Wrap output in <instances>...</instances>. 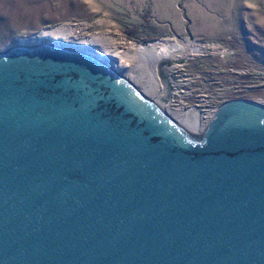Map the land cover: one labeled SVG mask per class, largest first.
<instances>
[{"label": "water", "instance_id": "obj_1", "mask_svg": "<svg viewBox=\"0 0 264 264\" xmlns=\"http://www.w3.org/2000/svg\"><path fill=\"white\" fill-rule=\"evenodd\" d=\"M200 133L99 55L0 51V264H264V105Z\"/></svg>", "mask_w": 264, "mask_h": 264}, {"label": "rangeland", "instance_id": "obj_2", "mask_svg": "<svg viewBox=\"0 0 264 264\" xmlns=\"http://www.w3.org/2000/svg\"><path fill=\"white\" fill-rule=\"evenodd\" d=\"M62 29L70 32L60 44H74L70 47L99 56L128 50L130 45L165 44L167 52L169 47L183 51L185 45L188 52L156 68L145 56H137L142 63L131 76H139L134 83L142 93V86L147 88L152 79L159 102L143 94L162 111L182 113L187 125L191 111L200 114L197 108L210 109L207 114L213 111L211 116L204 113L210 120L216 107L232 100L264 105V0H0V51L17 39ZM52 39L56 44L59 38ZM91 42L92 46L84 45ZM172 76L184 90L181 98L171 92L174 101L164 96L173 90H168ZM186 131L201 135L198 129Z\"/></svg>", "mask_w": 264, "mask_h": 264}, {"label": "bare ground", "instance_id": "obj_3", "mask_svg": "<svg viewBox=\"0 0 264 264\" xmlns=\"http://www.w3.org/2000/svg\"><path fill=\"white\" fill-rule=\"evenodd\" d=\"M68 32H70V31L62 29V30H58V31L55 30V32H53L51 34H49V33H41V34H39L37 36H34V37L30 38V39L27 38V40L26 39H21V40L17 39L16 40L17 42H15L14 45H11V46L7 47L6 50L4 49L3 51L7 52L10 48H12L15 45H19V46H34V45H41V44L44 45V44H49V43L53 44V45H55L57 47H65L66 49H70V50L76 51L74 48L70 47V46H76L74 44H68L69 46L66 45V44H60V41H62V42L65 41V39H63V38H65V36H66L65 34H67ZM52 37L53 38H59L56 41V44H54V41H53ZM95 42L96 41L93 40V43H95ZM96 43H98V42H96ZM84 45L92 46L93 44L91 42L89 44H84ZM172 45L176 46L175 43H172ZM166 47L167 46L165 44H163V45L158 44L157 46L151 44L150 46H144V47H138V48H133L130 45V48L128 50L126 49L125 51H122V52H120V51L119 52L107 51V54H104L102 56L100 55V58H101L102 62H104V64H106L108 67H111L116 72V74H118L120 77H122L126 82L130 83L143 96H145L144 94H146L149 97H153L156 100L155 102L158 103L159 102L158 100L160 99L159 98V93H158L157 89L155 87H153L152 84H151L153 82V80L151 79V81H149L150 84L148 83V87L147 88L142 86V90L144 91L143 92L144 94H143L137 88V86L134 83L135 80L140 81L139 76L137 78H134V77L131 76V74H133V68L138 66V62H139V65H141V63H142L141 62L142 58L140 57V59H139V57H137V56H145L151 62L152 67L156 68V66L159 65L160 63L162 64V62L169 61L172 58H178L180 56V54H182V52H188V50L186 49L185 45L183 46V48H184L183 51H182V49L176 50V47H169L168 52H167ZM79 48H81V47H79ZM191 51L197 52V50H195V49L190 50V52ZM90 54H92V53H90ZM125 61H127V62L131 61L133 65L129 66V64L127 62L124 63ZM107 62H111V63L108 64ZM126 71H129V74L126 73ZM171 78H173V76L170 77V81H169L170 82L169 83L170 86L168 87V90H169V88L172 89L173 87L174 88L178 87L179 85H177V84L181 83L178 78H175V79L174 78L171 79ZM145 79H143V80H145ZM160 88L162 89V87H160ZM160 88H158V89L161 90ZM172 91L173 90L170 91V97L172 98V101H174L175 96H174L173 93H171ZM154 93H155V95H154ZM167 93H168V96H169V91ZM148 100L151 101L150 99H148ZM172 101L170 99L168 105H170V102H172ZM151 102L154 104L153 101H151ZM161 102L165 103V101L163 99H161ZM154 105H156V104H154ZM156 106L161 110V108H160L161 106L160 105H159L160 107L158 105H156ZM182 110H184L182 112L185 114V112H186L185 110L186 109L182 108ZM209 110L210 109H207L206 112H208ZM196 111H198V113H200L199 114L200 116L197 115V114H193L194 111H191L190 120H189L190 124H188V125L186 124L188 121L187 122L185 121V117L186 116L183 117L182 113L173 112L172 110H169V109L168 110L166 109L165 111H162V112L167 117H169L173 121H175L176 124H178V125L185 124L186 126H182V127L185 128L186 130L191 131V133H192V131L195 132L197 129L199 130L198 132H200L202 130V128L204 127V125H206V122L207 121L209 122L211 120V119L209 120V118H207V117H204V113H206V112H201L198 108L196 109ZM212 112L213 111H210L209 114L206 113V115L207 116H211V115H213ZM176 120H179L181 122H177ZM189 126H194V127H198V128L193 129V128L189 127Z\"/></svg>", "mask_w": 264, "mask_h": 264}, {"label": "built area", "instance_id": "obj_4", "mask_svg": "<svg viewBox=\"0 0 264 264\" xmlns=\"http://www.w3.org/2000/svg\"><path fill=\"white\" fill-rule=\"evenodd\" d=\"M173 89V92L174 91H177L178 93H177V96H176V98H181V97H183L184 96V93H183V89H182V87H181V85L180 86H178V87H176V88H172ZM183 90V91H182ZM217 108V107H216Z\"/></svg>", "mask_w": 264, "mask_h": 264}, {"label": "flooded vegetation", "instance_id": "obj_5", "mask_svg": "<svg viewBox=\"0 0 264 264\" xmlns=\"http://www.w3.org/2000/svg\"><path fill=\"white\" fill-rule=\"evenodd\" d=\"M164 96L168 97V93H167L166 95H164ZM169 96H170V95H169Z\"/></svg>", "mask_w": 264, "mask_h": 264}]
</instances>
